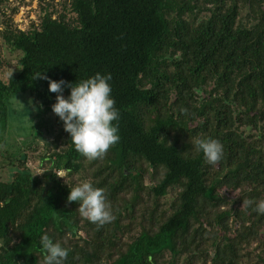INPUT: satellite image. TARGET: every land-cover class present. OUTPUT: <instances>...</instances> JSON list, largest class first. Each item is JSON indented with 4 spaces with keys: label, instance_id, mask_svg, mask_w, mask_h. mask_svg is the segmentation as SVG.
<instances>
[{
    "label": "trees",
    "instance_id": "1",
    "mask_svg": "<svg viewBox=\"0 0 264 264\" xmlns=\"http://www.w3.org/2000/svg\"><path fill=\"white\" fill-rule=\"evenodd\" d=\"M39 1L25 29L0 21L2 45L21 52L0 78V147L17 94L33 97L35 119L53 112L38 72L73 85L111 73L121 139L90 161L63 125L1 153L0 264H43L45 234L70 249L64 264H264V0ZM197 138L223 145L218 166ZM75 178L104 190L114 221L98 227L67 202Z\"/></svg>",
    "mask_w": 264,
    "mask_h": 264
},
{
    "label": "clouds",
    "instance_id": "2",
    "mask_svg": "<svg viewBox=\"0 0 264 264\" xmlns=\"http://www.w3.org/2000/svg\"><path fill=\"white\" fill-rule=\"evenodd\" d=\"M38 78L48 80L49 91L58 94L52 110L63 121L64 129L70 134L71 143L79 154L90 161L103 159L109 150L120 142L119 125L113 123L119 121L120 113L112 97V87L109 83L112 79L111 73H97L74 85L65 80H51L39 72L33 79ZM65 87L71 89L68 98L63 95ZM21 105L24 107L22 103ZM193 143L198 151L203 152L206 163L214 167L221 163L224 149L218 140L197 138ZM55 174L66 180L65 176ZM69 187L67 202L79 204L77 211L83 219L98 227L114 221L115 216L103 189L94 187L88 181ZM252 203L253 201L244 199L242 208L250 207ZM254 210L264 215V199L256 203ZM40 243L44 252L43 264H64L67 260L70 249L62 247L59 242L54 243L47 234L41 237Z\"/></svg>",
    "mask_w": 264,
    "mask_h": 264
},
{
    "label": "rangeland",
    "instance_id": "3",
    "mask_svg": "<svg viewBox=\"0 0 264 264\" xmlns=\"http://www.w3.org/2000/svg\"><path fill=\"white\" fill-rule=\"evenodd\" d=\"M60 0H55L56 3H59ZM8 4L4 5L0 1V21L4 19L6 16L12 17L14 22L19 25L22 29H25L28 27L29 24H31L32 21L37 22L38 16L40 13V1L39 0H8ZM61 2V1H60ZM18 7V10L16 13H13V8ZM59 10L62 9V6L59 5ZM2 22V21H1ZM1 43V49H2V63L0 67V78L5 80L10 74H15L20 71V67L17 65V59L21 55L20 51H14L11 48L5 47ZM200 93L201 90H199ZM32 101L30 104L29 101ZM24 105L22 107L21 103ZM12 114L9 117V131L6 135V138H8L9 144L5 147H0V164H5V160L2 158L1 153L3 152H9L13 154H7V155H16L21 147L23 145L25 146L28 141L32 140L36 135H40V129L44 131L43 137L44 140H41V143H44V141L51 140L54 133H58V131L61 130L63 127V123L57 122V115L54 112L46 113L38 117V119H35L33 116L38 113V108L36 107V103L33 100V97L29 93H19L12 99ZM46 116L47 118V124L48 127L45 128L46 124ZM46 124V125H47ZM34 125H36L34 127ZM66 132H62V137L60 138V141L65 139ZM54 147V146H53ZM5 149V150H4ZM17 152V153H16ZM29 158H30V166L32 170L40 174L42 172L39 162L37 160H33L31 157V154L29 151ZM0 173L2 174L3 178L5 180H8L10 178V172L9 169H0ZM76 182L82 183V180H79V178H75ZM147 181L149 183H155V179H152L151 175H148ZM175 194L170 192L167 198L163 199V202H167L172 196Z\"/></svg>",
    "mask_w": 264,
    "mask_h": 264
},
{
    "label": "built area",
    "instance_id": "4",
    "mask_svg": "<svg viewBox=\"0 0 264 264\" xmlns=\"http://www.w3.org/2000/svg\"><path fill=\"white\" fill-rule=\"evenodd\" d=\"M18 26H19V25H18ZM19 27H20V26H19ZM20 28H21V27H20ZM58 174H61V175H63V172H62V171H59V172H58Z\"/></svg>",
    "mask_w": 264,
    "mask_h": 264
}]
</instances>
